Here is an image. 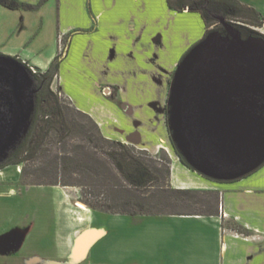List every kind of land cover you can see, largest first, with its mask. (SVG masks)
<instances>
[{
	"label": "crops",
	"instance_id": "crops-1",
	"mask_svg": "<svg viewBox=\"0 0 264 264\" xmlns=\"http://www.w3.org/2000/svg\"><path fill=\"white\" fill-rule=\"evenodd\" d=\"M17 1L39 7L0 5V54L18 57L44 72L68 37L53 89L90 115L108 139L153 154L167 151L172 187L220 192L221 213L146 216L79 208L82 219L70 222L61 212L70 204L58 202V187L24 186L20 171L1 170L0 240L19 233L23 241L16 252L0 251V264H264V164L223 186L225 182L200 175L171 152L167 116L171 84L183 57L206 34L201 14L175 11L168 0ZM240 1L264 16V0ZM36 188L53 190L60 204L62 216L57 214L51 224L26 218V195ZM6 209L9 214L3 218ZM225 222L242 226L248 235L235 233ZM46 226L50 229L45 235ZM86 231L101 234L84 257L75 260L74 240ZM144 236L146 249L140 259H114L103 249L109 243L123 249L128 240Z\"/></svg>",
	"mask_w": 264,
	"mask_h": 264
},
{
	"label": "trees",
	"instance_id": "trees-1",
	"mask_svg": "<svg viewBox=\"0 0 264 264\" xmlns=\"http://www.w3.org/2000/svg\"><path fill=\"white\" fill-rule=\"evenodd\" d=\"M168 4L178 12L187 9L201 14L207 27L201 41L211 33L209 29L218 17L248 25L241 30L244 39L254 35L264 38V34L255 30L264 26V16L240 0H168ZM0 5L10 9L38 7L17 0H0ZM67 41L68 37L63 39L66 46ZM62 57L59 53L44 72L40 69L37 73L31 72L38 90L31 125L22 142L0 164V171L11 165L23 166V177L31 179L29 185L90 188L81 192L79 200L91 210L102 213L220 216V192L172 187V159L165 150L154 155L108 139L90 115L53 89ZM173 146L181 161L191 168ZM102 195L106 198L101 199ZM232 230L248 235L237 224H233Z\"/></svg>",
	"mask_w": 264,
	"mask_h": 264
},
{
	"label": "water",
	"instance_id": "water-1",
	"mask_svg": "<svg viewBox=\"0 0 264 264\" xmlns=\"http://www.w3.org/2000/svg\"><path fill=\"white\" fill-rule=\"evenodd\" d=\"M213 33L181 60L177 70L184 62L197 69L184 88L181 79L174 82L173 78L167 114L179 154L200 175L225 182L242 178L264 164V53L255 58L231 57L234 42L223 46L224 42L210 38ZM213 46L226 48V65L219 59L198 58L200 51ZM37 92L27 66L0 55V164L28 133ZM100 234L86 231L78 237L75 260L84 257ZM22 241V234H12L0 240V251L16 252Z\"/></svg>",
	"mask_w": 264,
	"mask_h": 264
},
{
	"label": "rangeland",
	"instance_id": "rangeland-1",
	"mask_svg": "<svg viewBox=\"0 0 264 264\" xmlns=\"http://www.w3.org/2000/svg\"><path fill=\"white\" fill-rule=\"evenodd\" d=\"M22 3V2H20ZM24 4H28V3H24ZM30 5V4H28ZM39 7V6H38ZM23 8V10H32V9H36V8H27V7H21ZM244 26L249 27L248 25H245L244 23H242L241 21H233V20H228L225 19L224 17H218L215 21H214V25L210 27L209 30H211L210 32H214L210 38H214L217 40H220L223 43V46H225L226 44L229 43H233L234 42V53L231 54V57H236V58H242L244 57H248V58H255L258 57L257 54L258 53H264V38L258 35H254V36H250L248 40L244 39L242 37L241 34V30L242 28H244ZM196 29V32H198V26H194V28ZM36 28V26H35ZM255 30H257V32L264 34V26L260 27V28H255ZM194 35L193 37H198V33H195V31H193ZM63 40V39H62ZM200 40H198L199 42ZM197 42V43H198ZM67 45H68V41H67ZM221 46V44H220ZM226 50V48H225ZM219 49L218 47L213 46L212 49L211 48H207L205 47L202 51H200L199 57L198 58H212V59H219L224 65H226V51ZM67 51V46L63 43L61 44V49L59 53H62V55H64V53ZM18 61H20V58L17 57ZM24 63V60H22ZM211 62H215V60L211 61ZM188 63H183V65L180 67L179 70H176V74H174V82L177 81V79H181L180 80V86L182 88H184V84L186 85L187 82H189L188 80L191 79L192 76H194L195 71L197 69L196 66L192 65V66H188L185 65ZM207 64V63H206ZM27 68L30 72L33 73H37L39 71L38 68L30 65L29 63L27 64ZM209 69V68H208ZM32 75V73H31ZM33 76V75H32ZM173 83V80H172ZM30 91L32 92L35 88V86L30 87ZM54 90L56 92H60V90L56 89V87L54 88ZM114 98H116V93H113ZM168 116V115H167ZM173 142H172V148H171V152L173 154H175V150L173 148ZM164 150H160L157 154L155 153L154 155H160ZM167 152V151H166ZM168 153V152H167ZM153 154V153H152ZM169 154V153H168ZM20 168V184L24 185V186H31L29 185V182L31 181V179H25L23 177V173H24V168L23 166H19ZM2 170L8 171V172H19L18 170V166L16 165H11L8 166ZM86 184V181H82ZM223 184V186L227 185L228 183H221V185ZM53 187V186H51ZM54 187H58V191L61 193V195L59 196V201L58 202H66L68 204H70V208H66L67 210L63 209L64 212V217H70V222H73L74 220H80L82 219V217L79 215V205L78 204H83L87 209L88 208L85 203H83L82 201L79 200L80 198V194L83 191H87L90 190V188L87 187H82L81 189L76 188V187H64V186H54ZM27 201H26V206L24 208L27 209V215L26 218L29 221H42V222H49L51 224V220L56 219L57 214L60 216H62V213H59V205L57 204V201L55 200L56 196L54 194L53 190H38V188H36V190H33L29 193H27ZM221 197V194H220ZM88 198L92 199V196L89 195ZM106 197L104 195L101 196V199H105ZM24 202V201H23ZM23 209V208H22ZM91 210V209H90ZM69 212V213H68ZM9 214V210L6 209L5 212H2V217L4 218L5 216L8 217ZM82 223V222H81ZM49 224V225H50ZM137 225V224H136ZM226 227L232 229L233 228V224L231 222H225ZM140 226V225H139ZM143 228V227H142ZM141 228V229H142ZM44 229V233L45 230H49L50 227L46 226L43 228ZM144 229V228H143ZM43 233V237L46 235H44ZM72 236V235H71ZM70 236V238H71ZM77 241L78 238H75ZM143 240H146V236H144V239H138L136 242L135 241H130V240H125L127 242H125L123 244V249L117 248L115 245H113L112 243H109L106 248H103L104 250L108 251L110 254L113 255L114 259H121L122 257H134V258H138L140 259L141 255L139 253L144 252V250L146 249L144 246V242ZM63 249L67 248V247H62ZM263 248H264V244H263ZM68 249V248H67ZM66 249V250H67ZM126 252L127 255H125ZM125 256H122V255ZM75 263L72 264H77L76 262L79 261H74Z\"/></svg>",
	"mask_w": 264,
	"mask_h": 264
},
{
	"label": "built area",
	"instance_id": "built-area-1",
	"mask_svg": "<svg viewBox=\"0 0 264 264\" xmlns=\"http://www.w3.org/2000/svg\"><path fill=\"white\" fill-rule=\"evenodd\" d=\"M63 41V40H62ZM18 170L20 171V168L18 167Z\"/></svg>",
	"mask_w": 264,
	"mask_h": 264
}]
</instances>
